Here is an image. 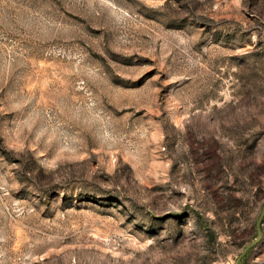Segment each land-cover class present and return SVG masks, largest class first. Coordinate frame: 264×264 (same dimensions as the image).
Segmentation results:
<instances>
[{
	"label": "rangeland",
	"instance_id": "1",
	"mask_svg": "<svg viewBox=\"0 0 264 264\" xmlns=\"http://www.w3.org/2000/svg\"><path fill=\"white\" fill-rule=\"evenodd\" d=\"M264 0H0V264H264Z\"/></svg>",
	"mask_w": 264,
	"mask_h": 264
},
{
	"label": "water",
	"instance_id": "2",
	"mask_svg": "<svg viewBox=\"0 0 264 264\" xmlns=\"http://www.w3.org/2000/svg\"><path fill=\"white\" fill-rule=\"evenodd\" d=\"M263 219H264V206L262 208V211H261V214H260V217L256 223V229H257V237H256V240H254L253 242H251L248 247L246 248V250L241 254V256L238 258L237 262H239V260L244 257V255L248 252L249 249L255 247L261 240V225H262V222H263Z\"/></svg>",
	"mask_w": 264,
	"mask_h": 264
}]
</instances>
